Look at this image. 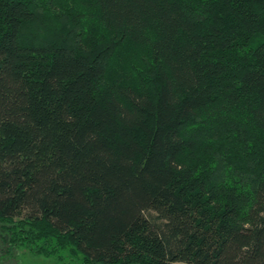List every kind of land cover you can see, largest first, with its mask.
<instances>
[{
  "label": "trees",
  "instance_id": "trees-1",
  "mask_svg": "<svg viewBox=\"0 0 264 264\" xmlns=\"http://www.w3.org/2000/svg\"><path fill=\"white\" fill-rule=\"evenodd\" d=\"M20 247L264 264V0H0V264Z\"/></svg>",
  "mask_w": 264,
  "mask_h": 264
},
{
  "label": "rangeland",
  "instance_id": "rangeland-1",
  "mask_svg": "<svg viewBox=\"0 0 264 264\" xmlns=\"http://www.w3.org/2000/svg\"><path fill=\"white\" fill-rule=\"evenodd\" d=\"M38 19L39 18H37V20ZM35 22H36V20H35ZM120 47L123 48L125 54L130 55V58H133V57H135V58L138 57L141 59L145 58V56L143 55L144 54L143 52H145V51L142 47L138 46L136 48V47L132 46V44L127 43V42L124 43ZM117 54H118V52H115V55L113 56V57H115V60L120 59ZM115 65L120 67L119 62H115ZM114 67L116 68V66H114ZM124 71H125L124 75L131 73V78H127V79L131 80L132 74H134V70L133 69L128 70V69L124 68ZM20 263H22V264H74L68 258H66L64 260H58V259L54 258L53 256L32 253L29 249H27L25 247H20ZM178 264H186V263L179 262Z\"/></svg>",
  "mask_w": 264,
  "mask_h": 264
}]
</instances>
